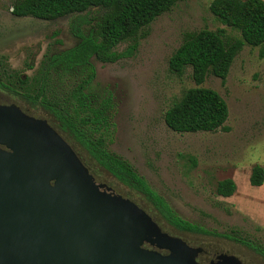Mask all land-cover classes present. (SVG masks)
<instances>
[{
	"label": "rangeland",
	"instance_id": "rangeland-1",
	"mask_svg": "<svg viewBox=\"0 0 264 264\" xmlns=\"http://www.w3.org/2000/svg\"><path fill=\"white\" fill-rule=\"evenodd\" d=\"M211 0H183L145 27L137 48L113 63L91 59L95 76L87 93L93 104L105 105L112 140L108 148L127 160L144 176L181 218L214 231L219 246L247 258L249 264L264 259L242 240L261 246L264 253V201L249 181L252 166L264 165V56L262 46L245 45L236 55L225 82L212 74L201 85L217 90L226 100L229 131L176 132L165 122V112L184 92L197 86L188 67L178 75L169 69V58L185 34L203 28L225 29L209 9ZM14 0H0V102H18L32 114L47 118L71 143L99 182L144 206L168 233L209 247L212 235L192 233L172 225L152 203L112 175L67 131L39 101L23 94L33 88L32 77L47 53L75 46V29L84 27V17L69 15L55 20L12 13ZM128 40L118 51L134 44ZM78 71L65 72V83L74 84ZM83 71L80 72L82 74ZM27 80L22 83L19 79ZM18 91V92H16ZM197 164H193V160ZM233 178L237 191L230 197L216 193L218 181ZM263 198V197H262ZM233 237V241L226 240ZM226 237V238H225ZM235 238L240 240H235Z\"/></svg>",
	"mask_w": 264,
	"mask_h": 264
},
{
	"label": "trees",
	"instance_id": "trees-1",
	"mask_svg": "<svg viewBox=\"0 0 264 264\" xmlns=\"http://www.w3.org/2000/svg\"><path fill=\"white\" fill-rule=\"evenodd\" d=\"M180 1L183 0H14L12 13L44 20L82 14L84 27L74 31L79 39L77 44L45 54L32 77L33 88L26 89L24 94L50 110L59 127L73 136L90 157L138 192L143 200L152 203L172 225L192 233L214 235V231L178 216L144 176L108 148L112 133L104 107L110 98L95 105L87 93L95 76L92 58L113 63L132 55L141 31ZM209 9L218 21L239 36L227 34L224 28L188 32L170 56V71L182 75L190 67L197 85L187 89L165 112L166 124L176 132L229 131L227 100L217 90L201 85L210 74L225 82L236 55L245 45H264V0H211ZM128 40L135 43L124 51L116 50ZM260 55L264 56V50ZM71 71L78 73L76 82L70 85L62 75ZM20 80L27 83L21 77ZM192 160L196 165L197 161ZM249 181L256 187L264 183V165L252 166ZM236 191L233 178L217 183L216 193L220 196L230 197ZM241 242L262 252L259 244L249 240Z\"/></svg>",
	"mask_w": 264,
	"mask_h": 264
},
{
	"label": "water",
	"instance_id": "water-1",
	"mask_svg": "<svg viewBox=\"0 0 264 264\" xmlns=\"http://www.w3.org/2000/svg\"><path fill=\"white\" fill-rule=\"evenodd\" d=\"M200 251L98 182L47 119L0 104V264H202Z\"/></svg>",
	"mask_w": 264,
	"mask_h": 264
},
{
	"label": "flooded vegetation",
	"instance_id": "flooded-vegetation-1",
	"mask_svg": "<svg viewBox=\"0 0 264 264\" xmlns=\"http://www.w3.org/2000/svg\"><path fill=\"white\" fill-rule=\"evenodd\" d=\"M23 79V78H22ZM20 80V79H19ZM21 81V80H20ZM0 86H3L2 84H0ZM3 87H5V88H7V89H9V90H13L12 88H10V87H6V86H3ZM16 92H18V91H16ZM23 96L24 97H27L25 94H23ZM0 104H16V105H18L25 113H27V114H29V115H33V116H36V115H34V114H32L31 112H29L28 110H26L25 108H23L18 102H14V101H11V102H0ZM36 117H39V116H36ZM40 118H44V117H40ZM44 119H47V118H44ZM48 120V119H47ZM49 121V120H48ZM49 123L52 125V126H54L56 129H57V127L52 123V122H50L49 121ZM59 132H60V130L59 129H57ZM61 133V132H60ZM65 138V137H64ZM66 139V138H65ZM67 140V139H66ZM68 141V140H67ZM69 142V141H68ZM70 143V142H69ZM71 144V143H70ZM73 147V146H72ZM74 148V147H73ZM75 149V148H74ZM76 151V150H75ZM77 152V151H76ZM78 153V152H77ZM78 155H79V153H78ZM80 156V155H79ZM80 158H81V156H80ZM82 159V158H81ZM83 160V159H82ZM84 162V161H83ZM85 163V162H84ZM86 164V163H85ZM87 165V164H86ZM88 166V165H87ZM89 167V166H88ZM90 168V167H89ZM91 170V169H90ZM91 172H92V170H91ZM93 173V172H92ZM94 174V173H93ZM94 176H95V174H94ZM96 177V176H95ZM96 180H97V178H96ZM98 181V180H97ZM99 182V181H98ZM102 183H104V184H106L107 186H110V185H108L107 183H105V182H102ZM111 187V186H110ZM112 190H114L113 188H112ZM115 191V190H114ZM116 192V191H115ZM123 195V194H122ZM132 199V198H131ZM137 202V201H136ZM140 204V203H139ZM141 205V204H140ZM142 206V205H141ZM143 207V206H142ZM145 208V207H144ZM146 209V208H145ZM147 210V209H146ZM148 211V210H147ZM149 212V211H148ZM150 213V212H149ZM151 214V213H150ZM152 215V214H151ZM153 216V215H152ZM154 218V217H153ZM155 219V218H154ZM163 229V228H162ZM164 230V229H163ZM165 231V230H164ZM167 232V231H166ZM170 234V233H169ZM171 235H173V234H171ZM206 235V234H205ZM174 236H176V235H174ZM213 236V235H212ZM180 237V236H179ZM218 237V236H217ZM216 237V235H214L213 236V238H211V240H212V242H211V244H210V246L209 247H207V246H205L204 244H194L193 242H191V241H189V240H187V239H184L188 244H190V245H192V246H195V247H202V251H200L199 253H198V255H197V260L200 262V263H202V264H223V262H221V261H219L218 260V257L221 255V254H225V255H229V256H234V257H237L240 261H241V263L242 264H249L248 263V261H247V258H245V257H242L241 255H238V254H236V253H233V252H231V251H228V250H224V249H222V248H220V246H219V238H217ZM182 238V237H181ZM226 238V237H225ZM226 240H228V241H233L234 240V238L233 237H231V236H229V237H227L226 238ZM147 247H149V248H154V247H152V246H150V245H146ZM246 248H248L249 250H252L256 255H258V256H260L262 259H264V253H262V252H259L258 250H256V249H254V248H252V247H247L246 246ZM161 252H163V253H167V251L166 250H161ZM230 264V263H229Z\"/></svg>",
	"mask_w": 264,
	"mask_h": 264
},
{
	"label": "crops",
	"instance_id": "crops-1",
	"mask_svg": "<svg viewBox=\"0 0 264 264\" xmlns=\"http://www.w3.org/2000/svg\"><path fill=\"white\" fill-rule=\"evenodd\" d=\"M258 189H259V194L258 196L260 197L259 199L264 201V183L261 185V186H258ZM263 197V198H262ZM259 217H262V219H264V209L262 211V213H259L257 214Z\"/></svg>",
	"mask_w": 264,
	"mask_h": 264
}]
</instances>
